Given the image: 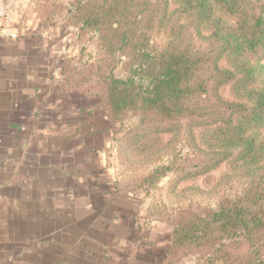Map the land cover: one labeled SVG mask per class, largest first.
Wrapping results in <instances>:
<instances>
[{"label":"trees","instance_id":"16d2710c","mask_svg":"<svg viewBox=\"0 0 264 264\" xmlns=\"http://www.w3.org/2000/svg\"><path fill=\"white\" fill-rule=\"evenodd\" d=\"M260 1L83 0L76 8L79 21L106 43L108 55L118 51L137 63L126 79L111 75L96 84L98 105L111 124L126 111L157 116L175 129L186 123L190 131L199 130L202 146L214 154L202 173L227 161L229 174L248 177L243 191L224 197L215 210L177 218L164 264H177L179 255L197 251L203 255L195 264H264V138L247 134L264 118V82L258 84L264 67L249 65L264 51ZM175 15L184 23L171 25L167 45L153 57L147 37L155 20L164 26ZM192 28L213 48L192 47ZM72 57L62 66L65 92L81 90L94 79L69 80ZM226 85L230 101L219 92Z\"/></svg>","mask_w":264,"mask_h":264},{"label":"crops","instance_id":"0c3cea01","mask_svg":"<svg viewBox=\"0 0 264 264\" xmlns=\"http://www.w3.org/2000/svg\"><path fill=\"white\" fill-rule=\"evenodd\" d=\"M0 3V264H160L114 190L94 99L62 88L76 35Z\"/></svg>","mask_w":264,"mask_h":264},{"label":"rangeland","instance_id":"374dc122","mask_svg":"<svg viewBox=\"0 0 264 264\" xmlns=\"http://www.w3.org/2000/svg\"><path fill=\"white\" fill-rule=\"evenodd\" d=\"M82 1L27 0V18L43 31L60 28L76 35V51L68 67L69 80L79 79L82 82L86 79H82L84 76L94 78L86 80L84 85L82 83L83 89L75 91L94 99L99 133L103 136V145H106L105 158L116 186L114 190L129 197L126 209L134 212L141 223L145 242L150 246H155L157 242L164 245L160 262L164 264L177 218H189L193 212L215 210L224 197L238 196L245 188L248 177L246 174H229L227 161L202 173L200 168L204 163L208 164L214 154L202 146L199 130L190 131L186 123L175 129L174 126H165L166 121L157 116L141 117L132 111H126L120 119L110 123L103 108L98 105L96 84L111 75L126 79L135 70L137 63L118 51L113 56L108 55L106 43L99 40L90 26H84L79 21L76 8L78 4L83 5ZM261 2L264 3V0L258 4ZM7 8L12 18V7ZM173 9L174 6H170V12ZM176 19V15L172 16L170 23L164 26L155 20L154 29L147 37V48L153 57L167 45L171 25L185 21ZM189 40L195 49L213 48L210 40L197 35L193 28ZM249 65L262 69L264 51L253 56ZM262 82L264 79L259 77L258 84ZM219 92L225 100H232L228 85ZM102 119L104 121L100 122ZM247 134L256 139L264 138V118L250 128ZM159 167L164 168L156 170ZM155 170L153 180L149 179L148 176ZM202 255L203 252L199 251L179 255L177 264H195Z\"/></svg>","mask_w":264,"mask_h":264},{"label":"built area","instance_id":"2783aa9c","mask_svg":"<svg viewBox=\"0 0 264 264\" xmlns=\"http://www.w3.org/2000/svg\"><path fill=\"white\" fill-rule=\"evenodd\" d=\"M7 19H10V11L8 10L7 7L3 6L0 3V23L1 21L7 20Z\"/></svg>","mask_w":264,"mask_h":264}]
</instances>
